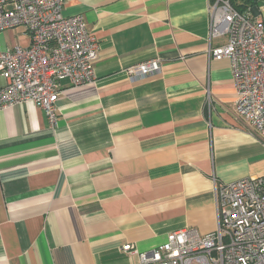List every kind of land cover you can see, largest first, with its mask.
Masks as SVG:
<instances>
[{
	"label": "crops",
	"instance_id": "0c3cea01",
	"mask_svg": "<svg viewBox=\"0 0 264 264\" xmlns=\"http://www.w3.org/2000/svg\"><path fill=\"white\" fill-rule=\"evenodd\" d=\"M213 1L66 0L99 46L96 81L61 82L54 128L33 103L0 110V264H138L124 246L213 233L217 187L264 177L231 63L208 56ZM236 2L264 24V0ZM30 44L25 28L0 32V53ZM152 60L160 72L127 73Z\"/></svg>",
	"mask_w": 264,
	"mask_h": 264
},
{
	"label": "built area",
	"instance_id": "2783aa9c",
	"mask_svg": "<svg viewBox=\"0 0 264 264\" xmlns=\"http://www.w3.org/2000/svg\"><path fill=\"white\" fill-rule=\"evenodd\" d=\"M66 0H0V32L25 28L29 47L0 53V110L33 103L50 125H58L61 82L71 87L92 85L99 46L82 15L65 17ZM240 12L232 0H214L210 6L211 60H229L236 92L235 111L264 139V24ZM226 39L219 47L211 44ZM152 60L127 70L145 79L160 72ZM218 226L200 235L184 229L171 233L149 253L128 244L122 251L138 264H264V177L246 178L216 189Z\"/></svg>",
	"mask_w": 264,
	"mask_h": 264
},
{
	"label": "trees",
	"instance_id": "16d2710c",
	"mask_svg": "<svg viewBox=\"0 0 264 264\" xmlns=\"http://www.w3.org/2000/svg\"><path fill=\"white\" fill-rule=\"evenodd\" d=\"M234 2V6L240 11V12H245V7H246V4H244V5H240L239 3H237L236 2V0L235 1H233Z\"/></svg>",
	"mask_w": 264,
	"mask_h": 264
}]
</instances>
